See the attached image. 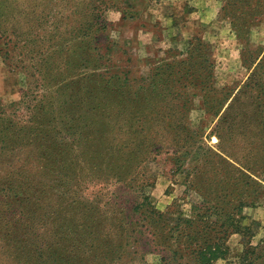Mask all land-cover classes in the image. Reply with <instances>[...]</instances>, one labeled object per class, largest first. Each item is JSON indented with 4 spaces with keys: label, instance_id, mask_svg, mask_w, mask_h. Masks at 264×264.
Listing matches in <instances>:
<instances>
[{
    "label": "trees",
    "instance_id": "obj_1",
    "mask_svg": "<svg viewBox=\"0 0 264 264\" xmlns=\"http://www.w3.org/2000/svg\"><path fill=\"white\" fill-rule=\"evenodd\" d=\"M70 1L0 0V58L27 88L19 102L0 103V264H118L141 228L163 264L184 255L192 264L223 259L232 234L242 244L239 264H264V234L250 244L256 224L245 212L264 191V55L220 112L229 92L213 88L199 39L183 59L159 60L146 78L130 81L108 64L113 44L100 43L94 19L64 36ZM220 2L218 16L239 42L264 23V0ZM255 60L242 56L247 68ZM177 74L202 94L205 113L218 115L212 148L185 124L187 92L166 88ZM161 151L176 168L194 156L188 187L199 198L194 216L170 228L137 177ZM107 178L133 190L139 225L120 206L106 214L101 192L87 193Z\"/></svg>",
    "mask_w": 264,
    "mask_h": 264
},
{
    "label": "rangeland",
    "instance_id": "obj_2",
    "mask_svg": "<svg viewBox=\"0 0 264 264\" xmlns=\"http://www.w3.org/2000/svg\"><path fill=\"white\" fill-rule=\"evenodd\" d=\"M78 1L82 3L76 8L71 7L74 0L70 1L71 11L65 12L59 29L66 36L70 33L69 28L79 22H98L100 31L96 36L100 43L113 44L108 64L112 69L126 72L130 81L146 78L159 60L171 62L183 59L193 40L199 39L208 50L213 88L222 89V94L229 92L220 112L264 55V23L250 27L246 41L239 42L227 22L218 16L220 0H75V3ZM92 6H95L94 10L87 12ZM86 12L91 16L85 18L83 15ZM67 16L68 19L64 20ZM250 54L256 60L247 68L242 56ZM9 70L0 58V103L6 107L19 102L27 89L24 75ZM190 82L177 74L167 78L166 88H171V93L176 94L187 92L189 102L185 124L193 133V138L196 131L200 142L212 148L217 143L212 131L218 115L211 117L205 113L202 94L194 90ZM176 104L180 106L182 103L179 101ZM140 167L138 180L146 182L142 192L148 197L151 207L162 214L160 223L170 228L174 223L179 224L181 219L194 216L191 206L199 198L188 187L194 169V156L176 168L171 152L161 151L151 154ZM91 191L101 192V204L107 203L104 206L106 214H111L113 208L120 206L137 225L140 224L141 217L131 211L136 198L133 190L107 178L97 186H89L87 193ZM253 202L254 205L245 210L246 216L256 224L250 239L252 246L264 234V191L254 197ZM138 230L130 235L118 264H163L159 261L160 255L153 250L147 233L142 228ZM167 237L166 242H170ZM224 247V258L211 264H239L238 253L242 247L239 237L236 234L228 236ZM177 264H192L191 258L184 255L177 260Z\"/></svg>",
    "mask_w": 264,
    "mask_h": 264
}]
</instances>
